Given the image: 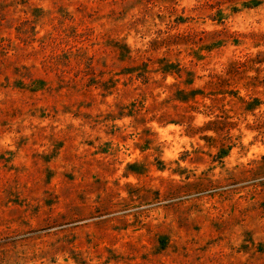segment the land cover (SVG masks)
<instances>
[{
	"label": "rangeland",
	"instance_id": "rangeland-1",
	"mask_svg": "<svg viewBox=\"0 0 264 264\" xmlns=\"http://www.w3.org/2000/svg\"><path fill=\"white\" fill-rule=\"evenodd\" d=\"M0 264H264V0H0Z\"/></svg>",
	"mask_w": 264,
	"mask_h": 264
}]
</instances>
